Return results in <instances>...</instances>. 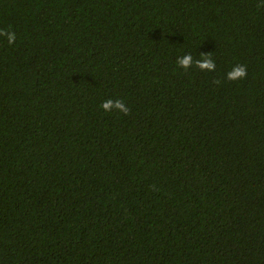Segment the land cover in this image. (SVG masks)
<instances>
[{
  "label": "trees",
  "instance_id": "16d2710c",
  "mask_svg": "<svg viewBox=\"0 0 264 264\" xmlns=\"http://www.w3.org/2000/svg\"><path fill=\"white\" fill-rule=\"evenodd\" d=\"M260 4L0 0V264H264Z\"/></svg>",
  "mask_w": 264,
  "mask_h": 264
},
{
  "label": "clouds",
  "instance_id": "9594fccd",
  "mask_svg": "<svg viewBox=\"0 0 264 264\" xmlns=\"http://www.w3.org/2000/svg\"><path fill=\"white\" fill-rule=\"evenodd\" d=\"M261 6H264V0H262V4L258 5V7ZM0 36H6L9 45L14 44L16 41V34L13 31L0 29ZM176 62L178 66L183 68L185 71L192 67H196L203 72H214L216 70V63L212 58L211 53H201L199 59H194L191 53H188L182 57H178ZM246 76L247 66L237 64L231 71L226 74L225 79L229 81H237L245 79ZM213 82L217 85L221 83L220 80H214ZM101 108L106 112L116 110L124 115L130 114L131 111V109L127 107L126 104L121 100H116L115 102H113L111 99H109L101 104Z\"/></svg>",
  "mask_w": 264,
  "mask_h": 264
}]
</instances>
